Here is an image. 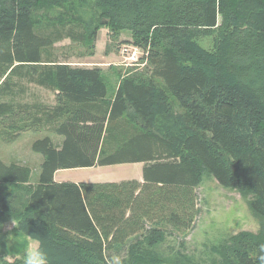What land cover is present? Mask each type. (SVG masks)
Returning <instances> with one entry per match:
<instances>
[{"label":"trees","instance_id":"1","mask_svg":"<svg viewBox=\"0 0 264 264\" xmlns=\"http://www.w3.org/2000/svg\"><path fill=\"white\" fill-rule=\"evenodd\" d=\"M86 5L88 19L77 13ZM102 27L142 50L113 92L101 67L54 53L70 39L94 54ZM31 85L54 103L27 100ZM30 131L43 134L32 143L37 179L0 156V223L16 215L50 264H111L139 234L188 230L205 172L251 194L264 219V0H0V134ZM131 163L144 164L143 180H55L60 169ZM9 188L25 189L20 212L5 203ZM248 248L238 243L232 264H264Z\"/></svg>","mask_w":264,"mask_h":264},{"label":"rangeland","instance_id":"2","mask_svg":"<svg viewBox=\"0 0 264 264\" xmlns=\"http://www.w3.org/2000/svg\"><path fill=\"white\" fill-rule=\"evenodd\" d=\"M46 11L56 17L62 12V7L49 6ZM77 13L86 19L94 15L90 5L77 6ZM130 38L131 33L122 32L116 40L109 27H102L98 32L94 54L85 55L86 45L70 39L57 42L54 53L73 66L101 67L113 92L119 85L121 74L131 66L128 64L139 61L142 56L141 52L136 60L132 57L130 61L128 55H134L133 47L123 42ZM203 44H208V41L205 40ZM54 97L53 92L31 85L27 100L52 104ZM175 109L181 112L182 105L176 104ZM163 121L165 120L162 119L160 124L165 123ZM41 136L42 133L30 131L23 133L14 142H8L0 134L1 158L6 162L29 166L32 169L33 182L37 179L42 155L32 150V143ZM131 164L60 169L58 177L62 180L102 181L137 176L140 167ZM24 191V188H9L5 192V195L9 194L5 203L10 207V213H14V209L20 212L21 205L26 201L19 200L25 194ZM12 197L14 199L8 205ZM251 198V194L225 187L205 172L197 187V213L191 228L184 232L168 228V234L158 241L149 240L151 234L145 231L146 233L131 238L113 257L120 263L127 264L138 261L137 264H232L230 251L238 243L248 245V251L256 255L259 245L264 244V219L250 208ZM17 223L16 215L0 223V264L3 258L13 260L14 257L24 256L29 240L18 231Z\"/></svg>","mask_w":264,"mask_h":264},{"label":"clouds","instance_id":"3","mask_svg":"<svg viewBox=\"0 0 264 264\" xmlns=\"http://www.w3.org/2000/svg\"><path fill=\"white\" fill-rule=\"evenodd\" d=\"M26 237L29 240V243L25 247L23 264H50L48 260L47 253L43 248V240L38 234H31L26 230ZM258 251L260 253L259 260L264 262V244H260ZM111 264H120V262L113 258Z\"/></svg>","mask_w":264,"mask_h":264},{"label":"crops","instance_id":"4","mask_svg":"<svg viewBox=\"0 0 264 264\" xmlns=\"http://www.w3.org/2000/svg\"><path fill=\"white\" fill-rule=\"evenodd\" d=\"M131 165H137L139 166V171L137 176H122L121 178H114V179H109V180H102V181H75V182H106V181H120V180H124V179H138V180H143V167L144 164L143 163H132ZM58 171L55 173V180L58 182H62V181H68V180H62L61 178L58 177ZM123 177H127V178H123ZM69 181H73V180H69Z\"/></svg>","mask_w":264,"mask_h":264},{"label":"built area","instance_id":"5","mask_svg":"<svg viewBox=\"0 0 264 264\" xmlns=\"http://www.w3.org/2000/svg\"><path fill=\"white\" fill-rule=\"evenodd\" d=\"M131 46L133 47L132 52L134 53V55H131V56L128 55V58L130 57V61L132 60V57H133V60H136V58L138 57V54L140 55L142 52V51H139L140 48L133 46V45H131ZM139 61H140V59H139ZM139 61H131L128 65H140L141 63H139Z\"/></svg>","mask_w":264,"mask_h":264},{"label":"bare ground","instance_id":"6","mask_svg":"<svg viewBox=\"0 0 264 264\" xmlns=\"http://www.w3.org/2000/svg\"><path fill=\"white\" fill-rule=\"evenodd\" d=\"M194 133V132H193Z\"/></svg>","mask_w":264,"mask_h":264}]
</instances>
